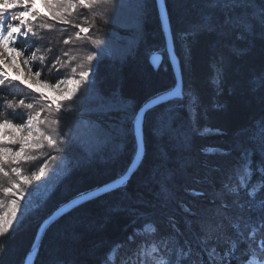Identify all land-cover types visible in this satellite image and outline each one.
<instances>
[{
    "label": "trees",
    "instance_id": "16d2710c",
    "mask_svg": "<svg viewBox=\"0 0 264 264\" xmlns=\"http://www.w3.org/2000/svg\"><path fill=\"white\" fill-rule=\"evenodd\" d=\"M116 1L119 6L103 10L100 0V5H92L96 14L80 13L75 22L81 27L89 24L95 35L90 39L95 44L98 41V60L89 86L99 97L91 93L98 101L87 104L103 109L108 101L128 106L81 114V107L71 110L66 105L81 122H93L89 130L97 138L88 136L85 142H78L69 127V138L57 149L63 167L66 165L63 177L45 193L38 207L0 235V264H23L38 227L59 205L126 171L136 153L137 111L149 98L176 84L156 0ZM126 2L142 11L141 21L122 6ZM166 4L180 59L182 95L146 113L145 155L122 189L61 216L46 231L34 264H102L115 242L130 237L125 231L132 238H143L133 229L150 226L152 248L162 252L156 258L158 264H168L167 258L174 254L181 257L179 264H223L211 251L222 254L230 246L229 240L242 241L231 264L264 260V249L259 248L264 224L258 210L264 191H258L254 199L249 196L250 190L264 186V0H166ZM38 35L17 44L31 62L45 41ZM153 53L163 54L158 68L150 62ZM34 64L48 80L65 75L61 69L50 72L39 58ZM4 94L0 91V113L5 115L7 98L38 96L17 86ZM69 111L62 107L60 116ZM167 112H173L172 127L180 119L182 125L187 123L180 134L174 132L178 134L175 140L164 130ZM206 130L213 132L205 134ZM109 133L117 148L120 146L110 155L103 142ZM99 142L104 145L95 151L93 144L97 148ZM35 152L37 156L42 150ZM43 162L41 156L35 159V165ZM233 189L239 190L238 195L232 194ZM193 190L203 194L193 195ZM222 204L227 205L226 212L218 211ZM237 223L243 237L232 227ZM253 229L254 239H250Z\"/></svg>",
    "mask_w": 264,
    "mask_h": 264
},
{
    "label": "rangeland",
    "instance_id": "374dc122",
    "mask_svg": "<svg viewBox=\"0 0 264 264\" xmlns=\"http://www.w3.org/2000/svg\"><path fill=\"white\" fill-rule=\"evenodd\" d=\"M99 1L100 0H87L88 6L85 8V6L80 3V0H52L49 8L45 7L42 0H38L36 7L39 9V12L36 17L29 20L26 25L32 29L33 34H30L29 37L38 33V37L42 35V38L45 40L43 42L44 44L37 48L35 52L37 55L32 57L31 62L30 58L26 56L23 49H21L22 51L17 56L15 64L12 63L11 58L6 53L0 58L7 61V63L3 65V68L0 69V75L7 72L8 76L12 77L11 79L5 78L4 80H0V91L3 94L7 90L16 89V86L26 87V85L18 81L16 77H20V80L26 79L30 81L33 85L32 91H34L35 88L41 89V95L34 97H12L9 99L7 98L8 100L3 98L6 99L5 101L7 102V104H5V109L8 108V114L5 115V112L0 113V121L8 120L10 123H16L18 125L24 124L27 122L26 118L29 114L35 117L36 113H39L38 119L32 121L33 137L35 138L39 136L40 133H43L45 136H50L52 140L55 141L54 145H49L47 140L41 138L40 143L43 147L37 148L34 144L25 145V154L23 156L15 158L5 157L0 160V225L5 226L4 232L0 233V235L11 230L18 223L20 218L31 208L38 207L45 193L63 177L62 175L66 165L64 164L63 167V162L58 155L57 149L63 139L69 138V127L71 128L70 131L73 139L78 142H85V138H88V136L90 138H97V134L92 133L91 131L93 130H89V128H93V122L89 119H85L87 123H84V120L81 122L79 117H74V112L69 111L66 105H69L71 110H74L75 106H78V108L81 107V114L83 111L87 113H99L107 109H117V105L120 106V104L128 106L127 103L123 104L122 102H118L119 104H116L112 101H108L109 103L106 105L107 109H103L104 107L101 105H99L98 108H90L89 103L87 104L89 101H98V99L96 100V98L91 95V93L94 94V91L92 86H89L93 66L96 64V60H98V43H93L92 35H94V33L92 31L86 34L80 32L79 28H81V26L75 21H77V16L80 15V13L81 15L86 14L88 17H90L91 13L96 14V12H92V5H97V3L100 5L101 2ZM115 1L102 0L104 5L101 8L105 10V7H107L108 10H110L109 8H114L115 4L119 6L120 3ZM122 6L134 14V19H140L141 21L142 11L133 8L132 4L129 2H126ZM113 11L114 10L111 12ZM45 17H47V19ZM83 18L87 19L86 17ZM42 21H44V23H41ZM72 23L74 26L71 25ZM132 24H134L136 30H138V25L136 23ZM88 26L90 25H83V27L89 28ZM92 26L91 24V28ZM90 36L92 39H90ZM14 46L17 47V44ZM108 50L109 47L106 49L107 53ZM3 51V48L0 47V52ZM92 51L97 54L93 55ZM89 55L93 57L92 60H88L87 57ZM38 58L41 65L48 67L50 72L61 69L65 75L57 80L56 78H49L48 80L47 78H43L42 75L36 76L35 72L38 68H34V63ZM32 63L34 65H32ZM81 72H87L88 76L82 77L80 75ZM70 80H76L79 83L70 85L68 83ZM57 84H60L59 88L56 87ZM94 95L99 97L96 93ZM4 96L7 95L4 94ZM45 96L54 97L55 102L50 103L44 98ZM179 97L180 96H177L174 99H178ZM21 100L24 101L23 107L20 106ZM75 102L76 104H74ZM10 104L14 105V107H9ZM28 104L33 105L32 109L27 108ZM57 104L60 106L59 109H57ZM62 107L69 111L70 114L60 116ZM172 115L173 112L166 113L168 121L166 122V126H164V130L169 134L170 139H173L177 134L174 132H179L182 128H188L187 123L184 125L181 124L182 119L177 121L172 127L170 118ZM36 129H39V132H37ZM27 131L28 130L25 129V131L19 133V135H27ZM212 132L213 131L206 130L205 134H212ZM109 134L110 136L107 135V140L103 141L104 144L109 147L108 155L116 152L120 147L118 146L117 148V142L114 143V139L112 138L113 134ZM104 144L99 142L98 147L95 148L94 145L96 144L94 143L93 148L97 151ZM2 147H11L14 153L19 149L20 145L0 143V148ZM36 149L42 150L41 154L35 156ZM49 152H54V154L49 155L50 157L47 159L46 157ZM101 155H104V153ZM39 156L43 157L44 162L41 166L36 163V165H38L36 166L35 159ZM102 157L103 159L105 158L104 156ZM17 160L19 161L18 163L15 162ZM13 168L19 170V175H17V172L13 171ZM42 168L43 174L41 175ZM37 176H39V179H37ZM100 186L101 185L93 187L89 190ZM8 189H11V191H7ZM117 189L121 190L122 187H118L115 190ZM152 233V226L144 227L140 232V236L144 235L143 238H132V236H127L128 238L125 241L115 242L108 250L107 258L102 264H115L117 261H123L117 264H158L156 258L161 256L162 252L158 247L152 248V245H155L153 236L151 235ZM122 239L123 238H121V240ZM217 253V251H211L213 257L215 256V258L222 263ZM166 261L168 262L169 258H167Z\"/></svg>",
    "mask_w": 264,
    "mask_h": 264
},
{
    "label": "snow or ice",
    "instance_id": "6c2138e0",
    "mask_svg": "<svg viewBox=\"0 0 264 264\" xmlns=\"http://www.w3.org/2000/svg\"><path fill=\"white\" fill-rule=\"evenodd\" d=\"M38 0H0V47L3 48V52H0V58L4 56L6 53L10 58L13 64L16 63L17 56L21 53V49L15 47L14 45L18 44L21 39H27L28 36L32 33V29L30 27H27L29 20L34 19L36 15L39 12V9L36 7ZM45 7L50 8V4L52 0H42ZM80 3L87 8V0H80ZM15 13V14H14ZM264 22V20H262ZM79 31L82 33H88L90 31L87 27H81L79 28ZM98 43V41H97ZM88 60H92L93 57L89 55ZM7 63V61H4L0 59V69L3 68V65ZM36 76H40L41 72L39 69L35 72ZM80 75L82 77L88 76L87 72H81ZM5 78L11 79L12 77H9L7 72H4L3 75H0V80H4ZM18 81L21 83H24L26 87L29 89L33 88V85L30 81L20 80V77H16ZM70 85L78 84L79 82L76 80H70L68 81ZM57 88L60 87V84L56 85ZM34 92L37 95H41V89L35 88ZM46 100H48L50 103L55 102L54 97H44ZM70 98V97H69ZM20 106H24V101H20ZM9 107H14V105H9ZM33 105L28 104L27 108L32 109ZM57 109H59V105L57 104ZM39 113H36V116H32L29 114L26 118V123L24 124H16V123H10L8 120L0 121V143H5L9 145H20L19 149L16 150L13 153V149L11 147H2L0 148V160H2L5 157H21L25 154V145H33L37 148L43 147V145L40 143V139L43 138L44 140H47L49 145H54L55 141L52 140L50 136H45L43 133H40L39 136L33 137L32 132V121L34 119H38ZM27 129V135L21 136L19 133H22ZM37 132H39V129H36ZM18 163L19 161H15ZM13 171L17 172V175H19V170L16 168H13ZM41 175L43 174V168L41 169ZM37 179H39V176H37ZM27 182V181H26ZM162 190L166 191V187H164ZM7 191H11V189H8ZM237 189L232 190V194L238 195ZM258 191H264V186H261L259 188H254L249 191V196L251 199L255 198V194ZM193 195L197 194H203L199 193L197 190L192 191ZM214 203V201H212ZM258 210L261 212V224H264V200H261L258 202ZM219 212H226L227 211V205L222 204L220 206V209H218ZM242 218V217H241ZM234 231L236 232L237 236L243 237V232L240 229V224H233L232 225ZM5 226L0 225V233L4 232ZM255 229H253L251 232H249L248 238L254 239L253 232ZM242 242V241H240ZM240 242L235 240H229V247L223 251L222 254L217 253V255L220 256V259L223 261V264H231V260L235 255V250L239 247ZM259 248L264 249V241H262L259 245ZM179 251V250H178ZM181 257L178 255H173L169 258L168 264H179V259Z\"/></svg>",
    "mask_w": 264,
    "mask_h": 264
},
{
    "label": "water",
    "instance_id": "95a60500",
    "mask_svg": "<svg viewBox=\"0 0 264 264\" xmlns=\"http://www.w3.org/2000/svg\"><path fill=\"white\" fill-rule=\"evenodd\" d=\"M156 5L159 13L161 28L165 37L166 53L176 79L175 86L167 91L158 93L157 95L149 98L143 105H141V107L137 111L134 120L136 153L126 171L116 179L107 182L100 187L80 193L79 195L59 205L49 216H47L42 221V223L38 227L31 248L25 257L23 264L35 263L46 231L61 216L78 207L79 205L86 203L89 200L95 199L110 191L115 190L118 187L124 186L128 182L131 176L137 171L145 155L143 125L146 113L155 106L166 103L177 96H181V92L183 90V77L181 72L180 59L175 48V42L172 34L166 0H156ZM162 61L163 55L161 53L151 54L150 62L154 68L160 67Z\"/></svg>",
    "mask_w": 264,
    "mask_h": 264
},
{
    "label": "bare ground",
    "instance_id": "6f19581e",
    "mask_svg": "<svg viewBox=\"0 0 264 264\" xmlns=\"http://www.w3.org/2000/svg\"><path fill=\"white\" fill-rule=\"evenodd\" d=\"M37 230H38V229H37ZM141 230H142V229L134 228L132 232H134V233H138V235H141V234H140ZM36 232H37V231H36ZM128 234H129V236H131L130 233H129V231H125L124 235H128ZM136 237H137V236H136Z\"/></svg>",
    "mask_w": 264,
    "mask_h": 264
}]
</instances>
